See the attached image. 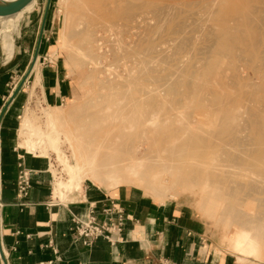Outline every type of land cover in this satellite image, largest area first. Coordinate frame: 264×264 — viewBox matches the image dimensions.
I'll use <instances>...</instances> for the list:
<instances>
[{
    "label": "bare ground",
    "instance_id": "1",
    "mask_svg": "<svg viewBox=\"0 0 264 264\" xmlns=\"http://www.w3.org/2000/svg\"><path fill=\"white\" fill-rule=\"evenodd\" d=\"M16 1H18V0H0V4H2V3L9 4V3L16 2ZM66 1H67L66 2V4H67L66 10L67 11L65 14L67 15V25H66L67 30H66V33L64 32L65 33L64 47L68 50V52L70 54V58H72L73 62L76 65H79L85 71H87V69H89V66H88L89 63H92V67L95 71H98V69L107 70V67L109 69L110 66H113L114 62H115V64H117V63H120L122 61H124V62L128 61L129 63H132L133 66L129 70V75L127 77H122L119 85L117 83V85L113 86L112 92L110 94H108L107 92L105 94H103L107 98V101H108L107 104L108 105H106L103 108H99L96 111L88 112L87 116H85V117H79L80 118V124L78 126L76 125L77 128L82 129L83 131L85 130V131L89 132L90 133L89 136H93V137L90 138V141H91V142H89L90 146L86 147L84 145V141L82 140V135H77L76 142L78 144V150H73V154H72L73 160H71L72 157L69 158L68 155L65 154V151H63V149H62V136H63L62 131L64 130V129H62V127H64V125L60 126L58 123L63 122L62 121L63 115L61 116V115H56L52 112H48L46 118H47V121L49 122V126L46 127L47 129L43 128L41 125L39 126L36 123V121H35L36 116L31 114V112H26L22 116L21 121H20V131H19L20 139H21V141H20L21 148H25L27 150H32V151L33 150H35V151L39 150L41 157H48L47 156L49 154L48 151L52 149L57 154L58 163L61 166H63V170H62L63 173L58 172L56 169L55 170L52 169L53 178L55 180L54 186H53L54 195L60 196L63 198L64 196H68L69 194H73L76 192H79V194H80V192L83 191V189H84L83 183L85 182V180H89L90 182H94V183H97V184H100L102 186H106L109 188H113L122 182H128V184L132 183V185L133 184H140L141 186H143V188H145L146 190H149L150 194L152 193L154 198H156V197L160 198V200L164 203L167 200V193L172 191V192H174L173 195H176L177 193L175 191L178 189V185L181 184L182 182L188 181V182H193L195 184H197V182H198V184H199V181H202L203 182L202 184L204 185V187L202 186L203 192L206 190V188H209L210 186L213 187L211 184H214V186H216V188L213 187L215 189H213V192H211L213 194H216L215 191L218 189H219L218 191H221V188H223V187L226 188V189L224 188V191L222 189L223 192L220 194V198H219V196H212V197L208 198L207 201L205 200L206 197L203 198V200H205L204 203L207 202L209 209L212 212L217 211L219 209L221 211H225L228 209L227 213H229V214L227 216H229L228 217V219H229L234 214L235 210L232 208V206L234 204H231V205L229 204L230 206H227V205H228V201H230L232 199V197L234 196L236 188L234 187V183H233L234 180L232 181V179H229L230 177L225 178L224 176H226V175L221 176L220 173H218V172L223 171V169H221L220 166L221 165L226 166V165L218 164L219 163L218 161H220V160L218 159L217 156H216L217 159H215L216 158L215 154H217V153H214V151H216L217 148L215 147L216 148V150H215L214 147L211 146V147H213V149H210V150H214V151L211 152L209 150V152L207 154V155H210L212 157L211 160L208 159L211 157H208L206 155L207 158H205L204 161H199V160L196 161L194 157H190V160L186 159L187 161L181 162L182 160L180 159V157L182 155L184 156V155L189 154V153L192 156L198 155V154L202 155V154H204V152H207L206 150L210 144L213 143V145L215 144V146L218 145V146H221V148H222L223 147L222 145L224 143L225 147H223L221 150H219V148H218V150H219L218 154L221 155V159L223 160V162H225V164L226 163L231 164L232 169L234 170L233 164L234 165L240 164L241 160L237 156H234L235 155L234 153H231L232 150H231V152L230 151L228 152L226 150V147L228 149L231 146L230 144L233 145L236 143V145H237V142L239 141V138H238L239 133L237 136L234 132L237 129V127L240 129V124L239 125L236 124V121H235L236 117L234 120L232 118L233 116L232 117H229V115L225 116V117L222 116L223 118L222 117L221 118L223 119V122H222L223 125H222L221 129H219L215 132L213 131V133L211 131H210V133H207L209 130H212V129H209V130L207 129L208 131L205 133H207L209 135V138H210V136H212L211 137L212 141L207 137L208 135L206 136V134H204L203 132H202V134H204V135H202L199 132V130L198 131L195 130L191 134V136H189L188 138H186L184 140L182 139L183 129L180 127H176V128L175 127H166L164 130L159 131V113H158V105L159 104H157V102H155L156 101V99H154L155 97L152 98L153 93L155 92V89H154V92H151L150 90L147 91L145 89L144 90L141 89V87L144 88V86H141V87L137 86V83H139V78H141L142 76L143 77L145 76L148 78V76L150 74V72L148 73L144 70V65L150 60V57L153 54V53L151 54V51L153 49H151V51H150V49H148L149 47L148 48L146 47L147 50H145V48L140 49L139 45H138L139 42H138V44H136V46H130L131 43L129 46H127V45L122 46L121 43L123 44L124 40L123 41L121 40L122 41V42L120 41V45L122 46L121 54H119L117 52V54L114 56V62L112 61V63H111L108 60L109 61L108 66H104L103 61H104V59L107 58V56H106V54L103 53L104 51L103 52L101 51L102 45L100 42L102 41V39H101L102 37H100L98 30H97V28L99 27L98 25H100V23H103L106 26L116 27V31L114 33L118 32V34H119V32H123V31H121V27L122 28L127 27V25L134 19V17H136L135 16V14H136L135 9L138 7L135 5L134 2H132V3H134V5H133L130 3V1L127 2V0H126V2H127L126 5L122 4V1H125V0H66ZM260 1L263 2L264 0H260ZM227 2H229V1H227ZM155 3H157V2H155ZM175 3H177V4H175ZM175 3H173V6L171 5L172 9L176 6L173 10L167 6V8L171 10L170 13L167 11L169 13V14L167 13L168 18H169L170 14L172 15V12L173 13L175 12V9L177 10L176 12L179 14L181 8H182V12H183L187 7L190 8V9H188L190 11L192 9V7H199V8L204 7L205 8L208 5H212V4H214L215 7L217 6L216 8H218V9L220 7V9L218 11L208 12V14L210 13V15L213 18L214 17L216 18V16H218L217 14H219V11H222L221 7L223 5V2L221 0H176ZM178 4L180 6L182 5V7H177V6H179ZM166 5H168V4H166ZM260 5H259V8H260ZM262 5H264V4L262 3ZM183 6H186V7L184 8ZM257 6H256V8H257ZM164 7L166 8V6H164ZM165 8L162 9V6H161L159 9L166 11L167 9H165ZM210 8H211V6H210ZM212 8H214V6ZM222 8H224V7H222ZM138 9H141V8L139 7ZM159 9H158V11L161 12V10H159ZM154 10L157 12L156 8H154ZM196 10L199 13L198 9H196ZM214 10H217V9H214ZM160 12H157V13H160ZM191 12H189V14H191ZM177 13H176V15H178ZM259 13L261 14V11ZM259 13H258V15H255V16H260ZM163 14H164L163 16H165V15L167 16V14H165V13H163ZM194 14L195 13H193L189 16L191 17ZM203 14H205V13H203ZM160 15L162 17V14H159V16ZM199 15L200 14H198V16ZM263 15H261V17ZM203 17H201V18L203 19ZM263 17H262V20H264ZM10 18L11 17H9V19ZM162 18L166 19L167 17H162ZM208 18L210 20V16H208ZM161 19H160L159 23H161ZM176 19H177V17H176ZM168 20L166 19L165 21H168ZM190 20L189 19L185 20L188 22H185L184 25H182L183 23H181L180 21L177 22L178 27L180 28L179 30L177 29L178 33H179V31L181 33V29L185 28L186 23H189ZM260 20L261 19H259V21ZM173 21H175V20H173ZM194 21H196V20H193V22ZM177 23H175V24H177ZM179 23H181L180 26H179ZM195 23H197V22H194L191 24L192 28H191L190 24L186 25V27L188 25L190 26V27L188 26L190 28V32H193V30H194L193 28H195L193 26L196 25ZM207 23H209V22L207 21ZM261 23H263V21ZM261 23L259 22V26ZM163 24H164V21H163ZM165 24H167V23H165ZM165 24H164V26H166ZM168 24H169V22H168ZM200 24L198 23V26ZM210 24H211V22H210ZM155 25H158V24H155ZM247 25H248V23H247ZM102 26H100V27H102ZM117 26H119V28ZM198 26H196V28H195V30H197V31L200 29L201 25H200L199 29L197 28ZM262 26H261V28L264 27V26L263 27ZM150 27H151V25H150ZM161 27L162 28H160L159 32H162V30H163V26H161ZM176 27L173 30H176ZM224 27H226V26H224ZM103 28H104V26H103ZM204 28H206V26H204L202 29H204ZM212 28H213V26H212ZM127 29H128V27H127ZM191 29H193V30H191ZM183 30H182V33H183ZM185 30H186V28H185ZM188 31L189 30H187V32ZM201 31H200V33H201ZM174 32H171V33H174L176 35L177 31H174ZM190 32H188V33L190 35H192L195 31L192 34ZM203 32H204V30H203ZM241 32H243V31H241ZM212 33L213 32L211 31V35L204 34L207 37L209 36L207 40L208 41L210 40L211 44L209 46L207 45V47H205L206 46L205 45L204 49H201L202 47H199L198 51H197V52H200V53H198V55L199 54L201 55L200 58L199 57L197 58V59H199L198 63L202 64V66L200 64H198V66H200L201 68H197L195 66L193 68H191L193 66V64H192V66L188 65V66H191V67H189L190 68L189 69L190 77L191 76H193V77L199 76L201 78H204V77H207L209 75L212 76L216 73H219L220 71L217 70L216 66L212 64L214 58L217 59L220 55L223 56L225 54H229V53L232 54L233 53L235 55V57L237 58V61H239L241 59H244L246 54H247V57H253L254 52H255L254 50L257 47H259L260 45H262L263 50L261 52L262 55L260 56V60L257 62H253L251 64V66L248 64L250 67L246 66V67L240 68V67L234 66L233 69H235V70L237 69V73H235L232 76V80L229 79V81H231V83H232V81L234 82L235 80L239 81L240 78L243 79L245 77V75H244L245 71L249 72L250 70L253 71V73H252L253 78H256L257 80H260V81L264 80V33L261 32V34L255 38L254 45L248 46L245 48H241V49L240 48L236 49L233 46V44L236 43L237 41L235 42L234 41L235 39H233L230 34H227L228 32H225V34H223V35H215V36L213 35L214 33L213 34ZM126 34H128V33H126ZM184 34L186 36V33H184ZM189 34H188V36H189ZM201 34H203V33H201ZM128 35H132V34H130V32H129ZM194 35L195 34H193L191 40H188V38L189 37L191 38V36H189V37L187 36L188 38L185 37V39L188 42H186V41H184V42L189 43V41H191V44L193 45L194 44L193 38L197 36V35L196 36H194ZM112 36H116V34L115 35L113 34ZM183 36H181V37H183ZM132 37H134L133 39L138 38V37H135L133 35H132ZM203 37L204 36L202 35L201 38H203ZM117 38L119 39V37H117ZM121 39H124V38L122 37ZM182 39L183 38H181V42H183V40H185V39H183V40ZM203 39H201V41ZM195 40H194V42H195ZM197 40H198V38H197ZM207 40H206V42H207ZM113 41H114V39H113ZM141 41H142V38H141ZM172 41L176 42L175 43L176 45L172 42L174 44V45L172 44L173 48H174V46H177V43L180 42L178 39H177V41H175V39ZM144 42H146V41H144ZM181 42L179 43V45L182 46L184 42L182 44H181ZM197 43H198V41H197ZM203 43H205V42H203ZM126 44H128V42ZM133 45H135V44H133ZM143 45L144 44L140 45V47ZM179 45L177 46V48L179 47ZM192 45H191V47H192ZM187 46H190V45H186V47ZM255 46H257V47H255ZM118 47L121 48L119 46V44H118ZM110 48H112V47L110 46ZM115 48L116 47L114 46V49ZM187 48H186V50H187ZM169 49H172V47ZM193 49L194 48L192 47V51H193ZM5 50L9 54V56L14 54L15 47H14L12 40L9 41L8 45L5 47ZM110 50H108V51H110ZM178 50H179V52L178 51L177 52L180 54L181 49H178ZM184 50H185V48H184ZM189 50L191 51L190 48H189ZM199 50H201V51H199ZM110 52H106V53H110ZM188 53H190V52H188ZM108 56H109V54H108ZM174 56H176V55L174 54ZM169 57L171 58L172 56L170 55ZM169 57H168V59H167V56L165 58L167 60L171 61V59H169ZM191 57H192V55H191ZM225 57H228V56H225ZM181 58H184V57L179 56L180 61H183ZM228 59H229V57H228ZM245 59H247V58H245ZM164 60L165 59H163L162 61H164ZM172 61H173V58H172ZM174 61H176V60H174ZM174 61L172 63H174ZM180 61L178 63H180ZM184 61L187 62L186 59H184ZM243 62H244V60H243ZM165 63H167V62L165 61ZM181 63H183V62H181ZM171 64H169V66ZM174 66H175V63H174ZM188 66H187V69H188ZM117 67H118V64L115 66V68H117ZM175 67H177V68H174V69L183 68L182 66H180V64H179V67H178V65ZM35 68H37V65L35 66ZM141 68L143 69V71H140ZM242 68H244V69L242 70ZM134 69H136V72H135V73H137L136 76H133L134 74H132L134 72ZM183 69L185 70V68H183ZM184 70H183V72H184ZM180 72L179 73L181 76L182 71H180ZM140 75H141V77H140ZM153 75H155V74H153ZM177 75H179L178 72H177ZM248 75L249 74H247L246 76H248ZM230 76H231V74L228 75V77H230ZM145 77H144V79L146 81ZM249 77H250V75H249ZM159 79H164L165 83L162 86L168 90H173V91L176 90V85L179 83L178 80L172 79L169 76L166 78H159ZM204 79L206 80V78H204ZM194 80H196V79L194 78ZM200 80L202 81V79H200ZM140 81H141V79H140ZM196 81H187L188 82L187 87L190 90L189 96H191L192 94H196L203 87L202 86L203 84H200L198 81L197 82ZM146 82H148V81H146ZM251 84H252V82H251ZM204 85L206 86V84H204ZM255 86H257V85H255ZM261 86L262 87L264 86L263 83L261 84ZM222 87H224V86H222ZM262 87H260V88H262ZM103 88H105V87H103ZM229 88H231V87H229ZM203 89H204V87H203ZM224 89H221V90H224ZM257 89H258V91H260L259 88H257ZM263 89H264V87H263ZM236 90L237 89H235V91ZM239 90L240 89L238 88V91H236V93L234 95H236L237 92H239ZM198 94H199V92H198ZM204 94H205V92H204ZM231 94H229V95H231ZM232 96H233V94H232ZM249 98H250V95H249ZM243 99H244V97H243ZM246 100H248V99H246ZM254 102H255V98H254ZM78 103L73 102V104H72V106L75 105V106L71 107V108H74V109H72L73 115H77V114L82 115L84 113V111L78 105ZM220 105H223V104L221 103ZM257 105H260V104L256 102V106ZM148 106H150L149 110L146 109ZM242 106H243V104H242ZM247 106H248V104H247ZM251 106H252V104H251ZM251 106H249V107H251ZM255 107L254 108L253 107L252 108L246 107V109L244 110V114L248 113L251 117L250 119L248 117L247 118L244 117V118H246V119H244V121H247V119H249L246 122V124L248 126L254 125L257 127V129H256L257 132L255 133V136L254 137L250 136L252 139L249 137L251 139V141H249L248 140L249 138L246 137L247 139L245 138V140H246L245 142L248 141L249 143H251V142L254 143L255 141H259L261 143V146L264 147L263 146L264 145V121L260 120L261 118L258 119V117H257L258 114L256 113L257 108H255ZM50 109H52V108L50 107ZM217 109H215V110H217ZM261 111L263 113L264 110H261ZM201 114H203V113H201ZM201 114H199V115H201ZM189 115L191 116L192 114H188V116ZM237 117L239 118V116H237ZM238 118H237V120H238ZM262 118H264V116H262ZM218 126H219V124H218ZM244 127L245 126H243V128ZM219 128H220V126H219ZM251 128H253V127H251ZM245 129H248V127H246ZM202 130H203V128H202ZM85 134H86V132H85ZM159 138H160V140H159ZM67 140H70L68 136H66V141ZM44 141L47 144L48 148H45L43 146ZM215 141H217V143H215ZM240 141H241V139H240ZM218 142L221 145L218 144ZM221 142H223V143H221ZM241 142H238V145ZM73 143H75V141ZM158 143H160L159 144L160 146L165 147V152H167V155H166L167 157H164L163 154H161L162 156H160L159 154H158L159 156L158 155L157 156L151 155V153L153 151V147L151 149V146H153V145L157 146ZM255 143H257V142H255ZM242 144H245V143H241V145ZM83 145H84V147H83ZM146 145H148L149 147H146ZM253 145H255V147H257L256 144H253ZM71 147H72V145H71ZM253 147H250V148H253ZM236 148H237V152H238V147H236ZM258 148H260V146ZM234 150L235 149H233V151ZM240 151L241 150L239 147V152ZM237 152H235V153H237ZM253 152H254V148H253ZM160 153H161V151H160ZM245 153L246 152H244V153L240 152L239 154L240 155L244 154V156H245ZM232 154H234V155H232ZM249 154L250 153H248V155ZM252 154H251V156H252ZM256 155H257L256 157H258L257 159L254 156H252V157H254L253 159L251 158L252 161L254 160L253 163L255 164V161L257 160L258 164H260V163L264 164V148L258 149L256 152ZM242 159H246V161L248 160L247 162H249V163L251 161V160L249 161L248 156H247V158L245 157ZM183 160H185V159H183ZM229 164H227V165H229ZM243 164L246 168L249 167V165L247 167L245 165V163H243ZM258 164L256 166H258ZM262 164H260V165L263 168L264 166ZM226 167H223V168H226ZM245 167H243V168H245ZM246 168L243 170L244 171L249 170ZM183 170H187L188 172L191 171L193 174L183 173ZM227 170H229V169H227ZM235 171H237V169ZM251 171H249V173ZM253 171H255L256 173H259L254 169H253ZM255 172H254V174H255ZM237 173H239V172H237ZM249 173L245 172V174H249ZM64 174L66 175V177H64ZM230 174H231V178H233L232 173H230ZM260 174H262V173H260ZM228 176H229V174H228ZM254 176L250 177V178H252L251 182L253 180H255V179H253ZM261 176H259L258 179L262 178V180L264 181V178H263L264 174ZM236 177H238V176H236ZM250 178H249V180H250ZM203 179H205V180H203ZM262 180H258V181H262ZM258 181H256V182H258ZM259 183L261 184V182H259ZM224 184H225V186H224ZM255 184H258V183H255ZM255 184H254V186H255ZM221 185H223V186L221 187ZM238 185H239V187L240 186L242 187V190H244L246 187V186H243L244 183H242V184L239 183ZM238 185H237V187H238ZM245 185H250V186L246 187V190L248 188L249 192H252L254 188L260 189V188H258L259 185H257L254 188H253V185L250 183L245 184ZM218 186H220V187H218ZM239 187L237 188L236 193L238 192ZM250 188H252V190ZM145 189H144V191H145ZM262 190H263V188H262ZM211 191H212V188H211ZM248 191H245V192H248ZM149 192H147V193H149ZM254 192H257V190L256 191L254 190L253 193ZM218 193H220V192H218ZM236 193H235V195H236ZM253 193H251V194L253 195ZM203 194L206 195V192H204ZM248 194H250V193H248ZM261 194H262V192H261ZM258 200L253 199L252 201L256 202ZM263 200L260 199L261 203H259V202L256 203V205L261 204V207H259L260 211H256L255 209H252V210H255L254 211L255 216L258 217L262 222L257 223L256 220H252L250 224H246L243 226L232 228V231L230 233H228V235L226 237V242L228 244V248H229L230 252L235 254L237 256V258H239V260H251V261L255 262V264H263L261 261V256H262L261 248H262V244L264 243V203L262 204ZM246 202H247V200H246Z\"/></svg>",
    "mask_w": 264,
    "mask_h": 264
},
{
    "label": "rangeland",
    "instance_id": "2",
    "mask_svg": "<svg viewBox=\"0 0 264 264\" xmlns=\"http://www.w3.org/2000/svg\"><path fill=\"white\" fill-rule=\"evenodd\" d=\"M49 1H50V5H49ZM128 1H130V3L133 5L135 3V5L138 8L139 7L141 8V9H138V8L135 9L136 10L135 11L136 17H134V19L127 25L128 29H127V27H123V28L121 27V31H123V32H119V34H120L119 35L118 32L114 33L116 31V27L106 26L103 23H100V25H98L99 27L102 25L104 26V28H103V26L100 28L99 27L97 28L100 37H102L101 38L102 41L100 42L102 45L101 51L102 52L104 51L103 53L106 54V56H107V58L104 59L103 64H104V66H108L109 61L111 63H112V61L114 62V56L117 54V52L119 54H121L122 46H124V45L129 46L130 43H131L130 46H136V44H138V42H139L138 45H139L140 49L145 48V50H147L148 47H149L148 49H150V51H151V49H153L151 51V54L152 53L153 54L150 57V60L144 65V70L148 73L150 72V74H151V75L149 74L148 78L144 76L146 78V81H148V82H146L144 77L143 76L141 77V75H140L141 78H139V83H137V86L138 87L144 86V88L141 87V89H143V90L145 89L147 91L150 90L151 92H154V89H155V92H154L155 94L153 93L152 98L155 97L154 98V99H156L155 102H157V104H159L158 105L159 131L164 130L166 127H175V128L180 127L183 129L182 139L184 140V139L188 138L189 136H191V134L195 130H197V131L199 130V132L201 134L203 132L207 136L208 135L207 133H210V131L213 133V131L215 132V131L221 129V127L223 125V123H222L223 119L222 118L225 116H228V115H229V117L233 116L232 118L234 120L236 117V120H235L236 124L237 125L240 124V129L237 127V129L234 132L237 136L239 133V136H238L239 141L238 142H241L243 140L244 142L242 141L241 143H245V144L241 145V143H239V145H238V142H237V145L235 143L233 145L230 144L231 146L228 149L226 147V150L228 152L229 151L231 152V150H232L231 153L235 154V155L234 154H232V155L237 156L241 160L240 164H235V165L233 164L234 170L232 169V165L229 163L225 164V162H223V160L221 159V155L218 154L219 150H221L223 147H225V144L223 142H221V143H223L222 148H221V146H218L217 144H216L217 146H215V144L213 145V143H212L208 146V148L206 150L207 152H204V154H202V155L198 154V155L192 156L189 153V154H186L184 156L182 155L180 157V159L182 160L181 162H185L187 160H190V157H194L196 161H198V160L204 161V159L207 158V156L211 157L210 155H207L209 150L213 149V147L215 150L217 148L216 151H214V150H210V151L211 152L214 151V153H217V154H215V157L217 156L218 159L220 160V161L217 160L219 162V163L217 162L218 164H220V165L224 164L228 167L227 168L226 166L221 165L222 167L220 166V168L223 169V171L218 172V173H220L221 176L226 175L227 177L224 176L225 178L230 177L229 179H232V181L234 180L233 183H234V187L236 188L235 193H236L237 188L239 187V185H238L239 183L240 184L244 183L243 186H246V187H248L250 185H245V184L250 183L253 185V188L256 187L257 185H259L258 188H260V189L254 188L253 191L257 190V192L253 193V191L249 192L248 188L246 190V187L244 190H242V187L240 186L236 195L234 193V196L232 197V199L230 198L231 202L228 201L227 206L234 204L232 206V208L235 210L234 214L229 219H228L229 216H227L229 214V213H227L228 209L225 211H221L219 209L217 211L212 212L209 209L207 202L204 203L205 200L207 201L208 198H210L212 196H219V198H220V194L224 191L225 187L221 188V191H218L219 189L216 191L214 190L216 192V194L211 193V192H213V189L216 188V186H214V184H211V185L215 188H213L211 186L209 188H206V190L204 191V192H206V195H205V194H203L204 192L202 191V189H203L202 186L204 187V185L202 184L203 183L202 181H199V184H198V182H197V184H195L193 182H188V181L182 182L181 184L178 185V189L175 191L177 194L173 195L174 192H172V191L168 192L167 193V200L164 202V203H169V202L178 203L182 207L188 208L189 210H191L195 215H197L199 217V219H201L202 221H204L207 224L209 237L211 238V240H213V242L217 245V247L221 248L225 252H230V250L228 248V244L226 242V237H227L228 233H230L232 231V228L243 226L246 224H250L252 220H256L257 223L262 222L258 217L255 216L254 211L255 210L260 211L259 207H261V204L256 205V203H258V202L261 203L260 199L261 200L264 199V193H263L264 192V181L261 178L262 177L261 175L264 174L263 173L264 167L262 168V166L260 165L262 163L258 164V161L256 160L258 158V157H256L257 156L256 155L257 150L264 148V147L261 146V143L259 141H255L257 143H255L254 141H253L254 143H252V142L249 143L248 141L245 142L246 137L249 138L250 136H252V137L255 136V133L257 132L256 131L257 127L254 125L248 126L246 124V122L251 117L248 113L247 114L245 113L246 114L245 115L244 110L246 109V107L247 108H252V107L254 108L256 106V102L259 103L260 105H257L255 107V108H257V112H256L258 114L257 117H258V119L261 118L260 120L264 121V118H262V116H264V111H263V113L261 111V110H264V89H263L264 86L263 87L261 86L262 83L264 85V80L260 81V80H257L256 78H253V74H252L253 71L252 70H250L249 72L245 71V74H244L245 77L243 79L240 78L239 81L235 80L236 82L232 81V83H231V81H229V79L232 80V76L235 73H237V69L236 70L233 69L234 66L240 67V68L246 67V66L250 67L253 62L259 61L260 56L262 55L261 52H262L263 48H262V45H260L259 47L255 46L257 48L254 50L255 52H254L253 57H247V54L245 55V58H247L248 60L244 58L241 60L238 59L239 61H237V58L235 57V55L233 53L232 54H230V53L225 54L223 56L220 55L217 59L214 58L212 64L215 65L217 70H219L220 72L218 71L219 73L212 75L213 77L211 75L204 77V78H206V80L204 78L199 77V76H196V77L191 76L190 77V73H189L190 68L189 67H191L193 64V66L191 68H193L194 66L197 68H201L200 66H198V64H200L201 66H202V64L198 63L199 59H197L198 57L200 58L201 55L200 54L198 55V53H200V52H197V51H198L199 47H202L201 49H204L205 47H207V45L209 46L211 44V41L207 40L209 36L207 37L204 35V34L211 35V31L214 33V34L212 33L214 36L215 35H223V34H225V32H228L227 34H230L231 37L233 39H235L234 41L238 42V43L236 42L233 44V46L236 49H239V48L241 49V48H245V47L254 45L255 38L258 37L261 34V32L264 33V27H263L264 26V20H262V17L264 16L263 15L264 14L263 13L264 12V9H263L264 5H262V3L264 4V1L262 2L260 0H256V1L255 0H243V1L238 0L239 1L238 2L237 0H221L223 2L222 7H224V8L221 7L222 11H219V14H217L218 16H216V18L215 17L213 18L210 15V13L208 14V12H210V11L211 12L212 11H218L220 9V7H219V9L216 8L217 6L215 7L214 4L208 5L209 7L207 6L205 8L204 7L203 8L202 7H200V8L199 7H192V9L190 11L188 10L190 8L187 7L185 10L183 9L185 11V12L183 11L184 13L182 12V8H181L179 14L176 12L177 10L175 9V12L174 13L172 12V15L170 14L169 18H168V14L171 12V10L168 9L167 6L171 8V5L173 6V3H175L176 0H127V2ZM227 1H229V2H227ZM66 2H67L66 0H32L21 11L15 13L13 15H9V16H0V71H2L3 68H7L6 63L8 62V59H7V56L4 54V52L7 54L5 47L8 45L9 41L13 39V37L15 39V44H16V38H17V35H19L21 25L29 24V22H31L30 23L31 25H33V23H35L36 24V31H38L39 30L38 27H40V23L41 22L44 23L46 11L48 9L47 18L45 21V27L44 28L47 29V31H48V37L50 38V44L52 45L51 54H52V51L54 53V49H56L58 47V52H57L56 56L54 57L51 55L50 59L56 60V58H57L60 60L61 65L64 68L63 69L64 74H65V76H67V80L71 86L72 96L69 99H73V100L68 101L69 99H67L63 105H59L56 107L43 105V104H41V102L38 99L35 98V95H36L35 91L32 92V89L28 88L27 92H25V94L23 95L24 96L23 97V104L20 107L21 109L19 111V117L20 118H18L16 124L19 125L22 116L26 112H31V114L35 115L36 116V119H35L36 123L39 126L41 125L43 128H46L49 126V122L47 121V118H46L48 112H52L56 115H61V116L63 115V120H62L63 122L58 123L60 126L64 125V127H62V129H64L62 131V133H63L62 149H63V151H65V154L68 155V157L70 158V157H72L73 150H78V144L76 142L77 135H82V140L84 141V145L86 147L90 146L89 145V142H91L90 138L93 137V136H89L90 135L89 132H87L85 130L83 131L82 129L77 128V126L80 124V118L79 117H85V116H87L88 112L96 111L97 109L103 108L106 105H108L107 104L108 103L107 98L103 94H105L106 92L108 94H110L112 92L113 86L117 85V83L119 85L122 77H127L129 75V70L132 68L133 65H132V63H129L128 61H126V62L122 61L120 63H117L118 67L115 68V66L117 64H115V62H114L115 65L113 64V66H110L109 69L107 67V70L98 69V71H95L93 69L92 63L88 64L89 69H87V71L82 69L79 65H76L73 62L72 58H70V54H69L68 50L64 47L65 33L67 30L66 29L67 28L66 27L67 15L65 14L67 11L66 10V8H67ZM125 2H126V0L122 1V4L126 5L127 2L126 3ZM132 2H134V3H132ZM155 2H157V3H155ZM166 4H168V5H166ZM175 4H177V3H175ZM48 5H49V8H48ZM259 5H260V8H259ZM161 6H162V9L165 8L164 6H166L165 9H167V10L164 11V10L159 9ZM210 6H211V8H210ZM213 6H214V8H212ZM256 6L258 9L256 8ZM177 7H182V5L181 6L179 5ZM183 7L185 8L186 6H183ZM154 8H156L157 12H160V11H158V9L161 10L162 13L161 12L157 13L154 10ZM195 8L198 9L199 13L197 12V10ZM214 9H217V10H214ZM188 11L189 12L194 11L193 13H195V14L191 16L192 18L189 15H191L193 13L191 12V14H189ZM260 11H261V14L259 13ZM163 13H165V14L168 13V14H167V16L166 15L163 16L164 15ZM176 13L178 15H176ZM203 13H205V14H203ZM258 13L260 14V16H255V15H258ZM159 14H162V17H167L166 19L167 20L169 19V20L165 21L166 19L162 18L161 15L159 16ZM198 14H200V15L198 16ZM207 15L210 16V20H209ZM261 15H263V16L261 17ZM9 17H11V18L9 19ZM176 17H177V19H176ZM185 17L186 18L188 17V18L186 19ZM201 17H203V19ZM258 18L261 20L259 21ZM160 19H161V23H159ZM188 19L189 20L190 19L196 20L194 22H197V23H195L196 25L193 26L195 28H196V26H198V23L199 24L201 23L200 24L201 27H200V25L197 27L198 29L200 27V29L198 30L199 32L197 30H195V28H193L194 30L191 29V30H193V32L197 31L196 32L197 34L195 32L194 33L190 32V28H189L190 26L189 25H188L189 27L188 26L186 27L187 24L191 25L192 23H194L193 20L192 21L190 20L189 23H186V25H185L186 30H185V28H183L184 30L181 29V33H180V31L178 33V30L180 28L178 27L177 22L180 21L181 23H183L182 25H184L185 22H188L185 20H188ZM263 19H264V17H263ZM173 20H175V21H173ZM163 21H164V24L167 23V24H165L166 26H164ZM207 21L209 23H207ZM262 21H263V23H261ZM168 22H169V24H168ZM210 22H211V24H210ZM259 22L263 26L261 24L259 26ZM175 23H177V24H175ZM181 23H179V26L181 25ZM247 23H248V25H247ZM155 24H158V25H155ZM150 25H151V27H150ZM161 26H163V30H162V32H159L160 28H162ZM202 26L203 27L206 26V28L202 29L203 28ZM212 26H213V28H212ZM224 26H226V27H224ZM261 26L263 28H261ZM117 27L119 28V26H117ZM175 27H176V30H173V29H175ZM191 28H192V25H191ZM208 28L209 29L211 28V29L209 30ZM182 30H183V33H182ZM187 30H189L188 32H190L191 34L192 33L195 34L194 36H196V35L198 36V37L196 36L193 38V43H194L193 45L191 44V41H189V43L184 42V41L188 42L185 39V37L188 38L189 36H191V38L190 37L188 38V40H191L192 36H193V34L190 35L187 32ZM203 30H204V32H203ZM174 31H177L176 35L174 34L175 33ZM200 31L203 34H201ZM241 31H243V32H241ZM129 32H130V34H132L135 37H138L139 39L138 38L133 39L134 37H132V35H128ZM171 32H174V33H171ZM126 33H128V34H126ZM184 33H186V36ZM187 33L189 34V36ZM113 34L114 35L116 34V36L119 37V39L116 36H112ZM202 35L204 36L203 37L204 39L201 38ZM181 36H183V37H181ZM122 37L124 39H121ZM141 38H142V41H141ZM176 38L180 42H181V38L185 39V40L182 39L184 43L181 42V44L183 43V45H182L183 47L181 45H179L180 42L178 41L179 43H177V46L179 45V47L177 48V46H174V48H173V45L176 42H174L172 40L175 39V41H177ZM197 38H198V40H197ZM113 39H114V41H113ZM201 39H203L202 41L205 43H203L201 41ZM121 40L122 41L124 40L123 42L125 43V44L121 43L122 46L120 45ZM194 40H195V42H194ZM206 40H207V42H206ZM144 41H146V42H144ZM197 41L199 44L197 43ZM127 42H128V44H126ZM132 43L135 45H133ZM118 44L121 48L118 47ZM142 44H144V45L140 47V45H142ZM186 45H190V46H187L188 47L187 48ZM191 45L194 48L193 51L195 50L194 52L192 51ZM110 46L112 48H110ZM114 46L116 47L115 49H114ZM171 47H172V49H169ZM184 48H185V50L187 48V50L185 51ZM189 48L191 49V51L189 50ZM178 49H181L180 54L178 53L179 52ZM3 50H4V52H3ZM108 50H110L112 53ZM199 51H201V50H199ZM106 52H110V53H106ZM188 52H190V53H188ZM108 54H109V56H108ZM169 54L172 56L171 58L169 57L170 56ZM174 54L176 56H174ZM191 55H192V57H191ZM166 56H167V59L169 57V59H171V61L167 60L165 58ZM179 56L184 57V58H181L183 61H180ZM225 56H228L229 59H228V57H225ZM172 58H173V61L176 60V61H174L175 66L178 65V67H179V64H180V66L185 68V70L183 68L174 69L177 67L174 66V63H172L173 62ZM163 59H165V60L162 61ZM184 59H186L187 62H185ZM178 60L180 61V63H178L179 62ZM243 60H244V62H243ZM165 61L167 63H165ZM181 62H183L184 64ZM169 64H171V65L169 66ZM188 65H191V66H188ZM187 66H188V69H187ZM39 67L40 66L38 63V68ZM65 67L67 68L68 71L66 70ZM142 68L140 71H143ZM182 69L184 70L185 73L183 72ZM243 69L244 68H242V70ZM180 71H182L181 76H180V73H181ZM135 72H136V69H134V72L132 73V74H134L133 76L137 75V73H135ZM177 72L179 75H177ZM153 74H155V75H153ZM230 74H231V76L228 77V75H230ZM247 74H249L250 77H249V75L246 76ZM168 76L172 79H176L179 81V83L176 85V90H174V91L164 88L162 86L165 83L164 79H159V78H166ZM21 77H22V75L14 76V78L10 79V81H14V83L16 84L20 81ZM194 78L196 80L198 79L197 81L200 84H203L202 86L204 87V89L202 87L201 90L198 91L199 94L197 92L196 94H192L191 96H189L190 90L187 87V83H188L187 81H196V80H194ZM140 79H141V81H140ZM200 79H202V81ZM251 82H252V84H251ZM204 84H206V86ZM37 85L38 84H35V86H37ZM255 85H257V86H255ZM222 86H224V87H222ZM103 87H105V88H103ZM229 87H231V88H229ZM260 87H262V88H260ZM238 88L240 90H239V92H237V94H236L237 96H236L234 94L236 93V91H238ZM257 88H259L260 91H258ZM221 89H224V90H221ZM235 89H237V90L235 91ZM204 92H205V94H204ZM230 92L233 94V96ZM12 93H13V90H11V93L9 94V98H10V95ZM229 94H231V95H229ZM249 95H250V98H249ZM243 97H244V99H243ZM254 98H255V102H254ZM246 99H248V100H246ZM73 102H76V103L79 102L78 105L84 111V113L82 115H78V114L73 115L72 109H74V108H71V107L75 106V105L72 106ZM221 103L223 105H220ZM250 103L252 104V106ZM242 104H243V106H242ZM247 104H248V106H247ZM249 106H251V107H249ZM50 107L52 109H50ZM149 108H150V106H148L146 109L149 110ZM215 109H217L219 112ZM201 113H203V114H201ZM188 114H192L194 117L192 115L188 116ZM199 114H201V115H199ZM237 116H239V118ZM244 117H246V118L248 117L249 119H247V121H244V119H246ZM237 118H238V120H237ZM218 124H219L220 128H219ZM243 126H245V127L243 128ZM246 127H248L249 130L245 129ZM251 127H253V128H251ZM202 128H203V130H202ZM207 129L208 130L212 129V130L208 131ZM85 132H86V134H85ZM205 132H207V133H205ZM17 134H18V138H19V132H17ZM204 134H202V135H204ZM66 136H68L70 140L66 141ZM207 137L209 138V135ZM211 137L212 136H210L209 139L212 141ZM250 138L248 139L249 141H251V139H252V138L251 139ZM240 139H241V141H240ZM19 140H21V139H19ZM159 140H160V138H159ZM74 141H75V143H73ZM219 142H218V144H220ZM215 143H217V141H215ZM159 144L160 143H158L157 146L156 145L151 146V149L153 147V151L151 150L152 151L151 155L157 156L159 154L160 156H162L161 154H163L164 157H167L166 156L167 152H165V147L160 146ZM253 144H256L257 147H255V145H253ZM71 145H72V147H71ZM84 145H83V147H84ZM43 146L45 148H48L45 141L43 143ZM211 146H213V147H211ZM259 146H260V148H258ZM20 147H21V145H20ZM146 147H149V146L146 145ZM231 147L235 150L233 151V149ZM236 147H238V152H237ZM239 147H240L241 153L246 152L245 156H244V154H241V155L239 154L240 153ZM250 147L254 148V152H253V148H250ZM218 148H219V150H218ZM21 149H24L25 151H27L30 154L40 156L39 150L38 151H35V150L32 151V150H27L25 148H21ZM160 151H161V153H160ZM48 152H49V154L47 155L48 157H46V158H50V160H51V169H50L51 174L53 175L52 169H54V170L56 169L58 172L61 173L63 170V166H61L58 163L57 154L52 149L49 150ZM235 152H237V153H235ZM247 152L250 154L248 155ZM251 154H252V156L256 157L255 164L257 163L258 166H256L257 164L255 165L253 163L254 160L252 161V159L254 157H252ZM246 155L248 156L249 161L251 160L252 162L250 161V163H249V162H247L248 160L246 161V159H242L245 157L247 158ZM217 157L215 159H217ZM182 158L185 160H183ZM208 159L211 160L212 157L208 158ZM71 160H73V157L71 158ZM243 163H245V165L247 167L249 165V167L246 168ZM227 164H229V165H227ZM262 165L264 166V164H262ZM223 167H226V168H223ZM241 167L242 168L245 167L246 169H249V170L244 171L243 169H245V168L242 169ZM227 169H229V170H227ZM236 169H237V171H235ZM253 169L259 173H256L255 171H253ZM249 171H251V172L249 173ZM237 172H239V173H237ZM245 172L249 173V174H245ZM254 172H255V174H254ZM183 173L193 174L191 171L188 172L187 170H183ZM230 173H232L233 178H231ZM260 173H262V174H260ZM228 174H229V176H228ZM236 176H238V177H236ZM253 176H254L253 179H255V180H253L251 182L252 178H250V177H253ZM259 176H261L260 177L261 179H258ZM64 177H66L65 174H64ZM249 178H250V180H249ZM203 180H205V179H203ZM258 180H262V181H258ZM256 181H258V182H256ZM53 182H55V180ZM254 182L258 183V184H255ZM259 182H261V184ZM253 183L255 184V186ZM83 185L84 186H86V185L95 186V187H99V188L106 189V190H112V189L117 188L119 186L133 187V188H136L143 196L151 198L155 202L163 203L160 200V198H157V197L154 198L152 193L150 194L149 190H146L140 184H133L132 185V183L128 184V182H122L113 188H109V187L102 186V185L94 183V182H90L89 180H85ZM237 185H238V187H237ZM84 186H83V188H84ZM222 186L223 185H221V187ZM224 186H225V184H224ZM218 187H220V186H218ZM211 188H212V191H211ZM262 188H263V190H262ZM144 189H145V191H144ZM222 189H223V191H222ZM250 189L252 190V188H250ZM245 191H248V192H245ZM82 192L83 191H81L80 193H82ZM147 192H149V193H147ZM218 192H220V193H218ZM261 192H262V194H261ZM248 193H250V194H248ZM251 193H253V195ZM73 194L78 195L79 192H76ZM205 197H206V199L203 200V198H205ZM253 199L254 200L259 199V200L255 202V201H252ZM68 200H70V199L67 198L64 201H68ZM246 200H247V202H246ZM263 201H262V204L264 203ZM252 209H255V210H252ZM261 253H262L261 261L264 264V243L262 244Z\"/></svg>",
    "mask_w": 264,
    "mask_h": 264
},
{
    "label": "crops",
    "instance_id": "3",
    "mask_svg": "<svg viewBox=\"0 0 264 264\" xmlns=\"http://www.w3.org/2000/svg\"><path fill=\"white\" fill-rule=\"evenodd\" d=\"M30 23L21 25L16 44L13 37L14 54L9 56L3 50L8 62L0 71L1 113L38 52L37 69L34 66L0 127V264H255L217 247L207 224L188 208L155 202L136 188L106 190L86 185L78 195H54L50 158L21 149L20 123H16L28 88L41 104L52 107L63 105L72 93L60 60L50 59L58 47L51 54L44 23L38 31ZM18 75H22L18 83L10 81ZM24 172L30 182L26 197L18 192ZM67 198L70 200L64 201ZM107 208H113L112 214L103 212ZM91 209L101 221L115 220L122 212L125 222L120 242L111 245L99 239L86 247L75 240L72 217L86 220Z\"/></svg>",
    "mask_w": 264,
    "mask_h": 264
},
{
    "label": "built area",
    "instance_id": "4",
    "mask_svg": "<svg viewBox=\"0 0 264 264\" xmlns=\"http://www.w3.org/2000/svg\"><path fill=\"white\" fill-rule=\"evenodd\" d=\"M30 182L27 173H22L18 183L19 196L26 197L29 193ZM113 208L104 209L105 214H112ZM115 220L101 221L95 209H91L86 220L72 217V235L76 241L82 242L86 247H92L99 239H104L111 245L120 242L125 218L121 211Z\"/></svg>",
    "mask_w": 264,
    "mask_h": 264
},
{
    "label": "water",
    "instance_id": "5",
    "mask_svg": "<svg viewBox=\"0 0 264 264\" xmlns=\"http://www.w3.org/2000/svg\"><path fill=\"white\" fill-rule=\"evenodd\" d=\"M32 0H18L16 2L13 3H2L0 4V16H9V15H13L19 11H21L23 8H25ZM49 5H50V1H49ZM48 5V8H49ZM47 13H48V9L46 11V16H45V20H44V25H43V30H44V26H45V21L47 18ZM38 61V52L36 53L33 62H32V66L29 70V72L26 74L24 80L21 82V84L14 90V92L10 95V98L8 100V102L4 105L1 113H0V127H1V123L3 120V117L5 115V113L7 112L8 108L10 107V105L13 103V101L15 100V98L17 97V95L20 93V91L22 90L27 78L29 77L30 73L32 72L36 62Z\"/></svg>",
    "mask_w": 264,
    "mask_h": 264
}]
</instances>
